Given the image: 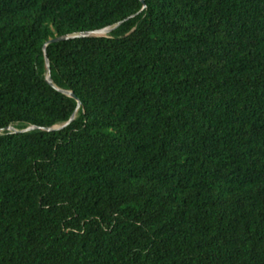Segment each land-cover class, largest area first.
Here are the masks:
<instances>
[{
  "label": "trees",
  "instance_id": "obj_1",
  "mask_svg": "<svg viewBox=\"0 0 264 264\" xmlns=\"http://www.w3.org/2000/svg\"><path fill=\"white\" fill-rule=\"evenodd\" d=\"M0 264H264V0H0Z\"/></svg>",
  "mask_w": 264,
  "mask_h": 264
},
{
  "label": "water",
  "instance_id": "obj_2",
  "mask_svg": "<svg viewBox=\"0 0 264 264\" xmlns=\"http://www.w3.org/2000/svg\"><path fill=\"white\" fill-rule=\"evenodd\" d=\"M115 29V27H108V28H104V29H100V30H97V31H93V32H85V33H80V34H77V35H71V36H61V37H56L54 39H51L48 44L45 46L44 48V52H45V58H46V70H47V77H46V82L58 89L60 92H62L63 94L71 97V98H74L76 100H78V106H77V110L75 112V114L72 116V118L67 122L65 123L64 125L62 126H58V127H37V126H30L26 129H23V130H19L17 129L16 127L14 126H8L5 131H8V132H12V133H29L33 130H43V131H46V132H52V131H55V130H60V129H64L65 127L69 126L76 118V114L77 112L79 111L80 107H81V101L77 98V96L70 92V91H66V90H62V89H59L55 86L53 80H52V77H51V66H50V61H49V58L47 56V46L49 44H52V43H57V42H61V41H64V40H69L71 38H89V37H101V36H107L109 35L113 30Z\"/></svg>",
  "mask_w": 264,
  "mask_h": 264
}]
</instances>
